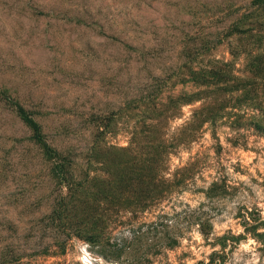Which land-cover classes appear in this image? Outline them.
Returning a JSON list of instances; mask_svg holds the SVG:
<instances>
[{
    "label": "rangeland",
    "instance_id": "1",
    "mask_svg": "<svg viewBox=\"0 0 264 264\" xmlns=\"http://www.w3.org/2000/svg\"><path fill=\"white\" fill-rule=\"evenodd\" d=\"M252 1L32 0L28 5V0H0V88L36 114L55 145L76 149L74 174L80 180L98 175L124 200L138 199L141 175L162 169L160 162L149 161L160 155L157 145L165 133L174 143L184 139L170 157L169 173L191 168L194 157L205 166L187 191L154 214L143 213L140 221L146 225L161 214L201 211L212 223L210 234L184 225L180 244L162 249L161 234L155 231L145 239L151 240L150 249H130L124 254L126 264H264V137L243 130L237 145L227 142L229 134L220 143L207 134L190 144L186 125L194 107L179 108L177 97L192 87L176 71L160 76L182 52L223 32L237 8ZM80 5L110 10L111 16L123 10L121 23L104 28L78 23ZM227 43L216 51L218 58H230ZM151 84L156 87L153 98L168 106L167 112L151 111L144 103L114 118L126 100ZM102 118L111 121L112 133L98 141L94 153L89 150L90 127ZM105 144L115 149H105ZM219 179L226 182L225 193L208 199L202 191ZM58 190L31 132L0 101V255L41 249L43 239L51 255L37 259L39 264H108L94 252L97 248L69 239L68 230L52 225ZM116 219L104 218L108 223ZM121 231L114 225L112 241L130 238Z\"/></svg>",
    "mask_w": 264,
    "mask_h": 264
},
{
    "label": "trees",
    "instance_id": "2",
    "mask_svg": "<svg viewBox=\"0 0 264 264\" xmlns=\"http://www.w3.org/2000/svg\"><path fill=\"white\" fill-rule=\"evenodd\" d=\"M32 3V0H28V5ZM108 7L109 5L105 8ZM109 11L80 5L74 20L78 23L89 22V26L99 28L120 24L119 16L123 10L119 13L113 11L112 16ZM235 14L223 32L216 34L214 39L209 38L198 43L187 53L182 52L178 61L167 63L160 75L176 71V77L182 78L184 85L189 84L192 87L190 91H183L177 97L179 108L186 105L194 107L186 125L189 127L190 144L197 143L207 134L220 143L222 136L229 134L227 142L237 145L243 130L264 137V0H253L247 6L238 7ZM225 40H228L230 58H218L216 51ZM141 57L142 61L146 60L142 55ZM155 88L152 84L144 86L140 96L126 100L114 113V118L119 117L124 109H131L134 105L137 108L144 103L151 111L167 112L169 107L160 103L158 98H153L152 92ZM0 101H5L31 132V140L42 151L50 176L59 189L52 205L50 216L52 225L57 229L68 230L69 239L77 237L97 248L93 249L94 252L108 264H126L123 261L124 254L130 249H150L152 242L151 240L146 242L145 239L155 231L160 232L162 249H165L180 244L184 225H197L205 235L213 230L212 223L201 211L183 210L173 216L161 214L157 222L146 225L140 221L143 213L154 214L156 208L187 191L189 185L205 167L198 157H194L191 168L169 173L167 164L170 157L174 150L183 144L184 139H178V142L174 143L175 139L165 133L163 141L157 145V149H162L161 153L156 151L160 155L158 158L151 157L149 161L151 165L161 163L162 169L154 172L153 168H150L143 173L140 178L143 188L140 189L138 199L124 200L123 196L115 194L114 187L107 183V180L100 179L98 175L89 178V182L88 177L86 180H80L74 174L76 149L64 150L55 145L36 114L27 110L18 100L8 96L2 88ZM173 117L177 118V115ZM110 123L107 118H102L101 121L96 120L95 125L90 127L92 138L90 151L96 153L95 150H99L98 141L112 133ZM224 128L230 129V132H223ZM183 130L181 134H184ZM105 146V149H115L114 146L107 144ZM120 150L128 151V148ZM225 188V180L219 179L202 192L208 199H212L223 195ZM116 200L117 203H114ZM113 215L117 216L113 222L108 223L104 220ZM114 225H119L123 229L121 231L123 235L125 232L129 233L130 238L124 236L117 242L112 241L110 231ZM106 227L110 230L102 233ZM256 229L257 226L252 228L254 231ZM255 237L262 239L263 235ZM42 240L39 242L41 249H32V252L27 250L3 252L0 255V264H39L37 259L51 255L50 249L43 246ZM55 241L57 243L58 240ZM61 250L65 253L66 249Z\"/></svg>",
    "mask_w": 264,
    "mask_h": 264
}]
</instances>
